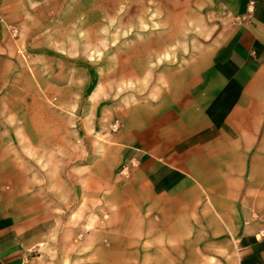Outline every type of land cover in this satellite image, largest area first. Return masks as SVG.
<instances>
[{
	"label": "rangeland",
	"instance_id": "obj_1",
	"mask_svg": "<svg viewBox=\"0 0 264 264\" xmlns=\"http://www.w3.org/2000/svg\"><path fill=\"white\" fill-rule=\"evenodd\" d=\"M31 3L27 38L39 44L27 49L52 57L28 58L12 24L18 63L44 68L18 71L17 91L3 92L0 143L28 179L21 187L32 205L49 210L37 228L38 264H230V251L197 235L170 242L121 233L105 216V187L90 191L88 178L113 123L160 99L231 37L228 0Z\"/></svg>",
	"mask_w": 264,
	"mask_h": 264
},
{
	"label": "crops",
	"instance_id": "obj_2",
	"mask_svg": "<svg viewBox=\"0 0 264 264\" xmlns=\"http://www.w3.org/2000/svg\"><path fill=\"white\" fill-rule=\"evenodd\" d=\"M31 2L0 0V103L5 90L17 91L18 71L44 68L18 63L7 25L19 27L28 58L52 57L27 49L39 44L27 38ZM228 3L237 19L231 37L160 99L129 111L88 178L90 191L105 187V216L123 234L170 242L197 235L230 251V264H264V238L254 237L264 227V0ZM20 170L0 143V264L43 258L37 228L49 210L32 205Z\"/></svg>",
	"mask_w": 264,
	"mask_h": 264
},
{
	"label": "built area",
	"instance_id": "obj_3",
	"mask_svg": "<svg viewBox=\"0 0 264 264\" xmlns=\"http://www.w3.org/2000/svg\"><path fill=\"white\" fill-rule=\"evenodd\" d=\"M248 11H249V10H248ZM0 22H2L1 19H0ZM6 28H7L8 33L10 34V36H11L12 38H14L15 35H16V33H17V29H16L14 26H12V25H7ZM116 128H117V123H113V124L111 125V130L113 131V130H115ZM254 237H255L256 239L264 238V227L260 228V229L254 234Z\"/></svg>",
	"mask_w": 264,
	"mask_h": 264
}]
</instances>
